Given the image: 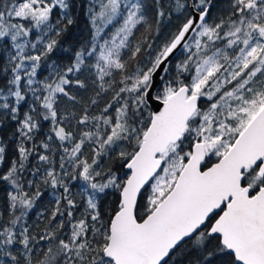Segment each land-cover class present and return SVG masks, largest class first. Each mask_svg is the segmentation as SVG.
I'll return each instance as SVG.
<instances>
[{"label": "snow or ice", "instance_id": "obj_1", "mask_svg": "<svg viewBox=\"0 0 264 264\" xmlns=\"http://www.w3.org/2000/svg\"><path fill=\"white\" fill-rule=\"evenodd\" d=\"M71 7V0H0V120L17 124L19 141L18 159L0 173V182L13 190L7 219L0 218V264H170L187 241L200 254L198 264H212L216 254L227 256V264H264V0H231L227 16L213 24L206 22L211 0H196L197 16L131 72L122 50L138 60L145 44L152 48L147 35L131 46L139 27L152 30L146 6L106 0L92 22L99 17L111 25L120 18L111 37L75 51L64 68L48 65L52 74L41 80L38 69L58 45L49 34L59 37L64 30L60 19L51 23L53 12L72 25ZM176 7L186 5L176 0ZM164 15L157 7V25ZM33 30L39 34L30 39ZM178 47L187 55L169 79ZM84 67L94 76L96 97L113 88L115 74L120 79L100 115L90 116L85 107L76 119L84 126L77 139L63 126L75 113L60 115L58 106L61 97L79 103L68 89L86 88L76 75ZM40 118L51 121L52 135L41 142L44 152L36 153L31 170L36 179L27 180L33 190L25 191L26 162L36 151L26 143L34 140ZM53 136L62 149L60 171ZM4 154L0 146V162ZM105 157L118 161L119 169L106 166ZM69 180L80 181L82 190L72 193ZM41 184L53 190V200L37 237L25 218L44 194ZM109 190L118 198L105 215L98 197ZM77 195L84 205L79 218ZM141 200L144 213L137 215ZM65 216L67 224L54 223ZM17 245L19 255L11 251Z\"/></svg>", "mask_w": 264, "mask_h": 264}, {"label": "trees", "instance_id": "obj_2", "mask_svg": "<svg viewBox=\"0 0 264 264\" xmlns=\"http://www.w3.org/2000/svg\"><path fill=\"white\" fill-rule=\"evenodd\" d=\"M106 2V0H71L72 7L69 10V15L73 19L72 25L66 24V19L63 18V14L58 15V9L54 10L51 23L55 24L58 19H60L59 27L64 29L59 37L55 36V33L52 32L49 35L52 38L58 40V45L54 52L50 54L48 58L42 61L41 67L38 69V78L43 80L49 75L52 74V70L48 67L50 64H55L58 68H64L72 62L74 52L80 50L84 47H88L95 39L96 42L103 43V40L109 39L111 35L115 32L116 27L119 25L120 18H117L111 25L108 24L103 32L99 33L96 23L93 24L92 16L96 15L100 11V5ZM146 6V18L148 22L152 25V30L150 33L145 31L144 27H139V30L135 33V38L131 40V46L135 44L147 35L149 36V43L152 44V48L149 49L145 44V51L138 57V60H131L130 53L128 49L122 50V57L124 60L128 61V71H134L135 67L139 63L140 66L147 64L151 55L155 54V50L161 47L166 43L175 33L178 28L186 21L190 16L191 11L187 0H180V3L186 5L183 9H178L176 7V0H160V5L155 4V0H140ZM196 0H193V3ZM231 0H211V11L210 14L206 17V22L213 24L219 22L221 17H226L230 11ZM157 7H161L165 15L161 19L160 24H156V13ZM39 34L38 30H33L30 39H34L35 36ZM191 43V41L189 42ZM187 53L182 50L175 59L170 63L171 72L169 74V79H173L176 75L175 65L182 62ZM76 75L79 76L81 80L86 83V88L81 89L72 85L68 90L77 97L79 103L71 104L66 98L61 97L58 113L64 115L67 112H74L75 119L69 118V120L63 122V126L66 127L68 131L74 132L79 139V134L81 129L84 126H80L76 123L81 115H83L84 108L88 107V114L90 116L100 115L102 109L105 105L112 100L114 94L113 88H118V81L120 79V74L117 73L114 76L116 83L113 88H110L107 92L101 93L99 97H96V92L99 90L92 83L94 76L90 73L87 67H84L80 73ZM73 80L75 76L71 77ZM112 79V78H106ZM190 80V76L187 77ZM107 86V85H106ZM155 94V93H154ZM96 98L98 103L96 105H91V99ZM31 100V95L27 97ZM205 101H201V106H204ZM27 110V105H24L20 112V117L22 118L23 111ZM115 105L112 109H109L108 115H114ZM145 119H147V113H145ZM17 124L11 121L9 118H4L0 120V146L5 147L4 160L0 162V173L7 171L12 161L18 159L17 144H18V134L15 129ZM51 121H44L42 118L39 119V128L33 133L34 140L27 142L26 146L31 148L33 144L36 145V151L29 157L26 162L27 170L23 173L24 180L22 181L25 191H32L27 186L28 179H36L31 176V170L37 165V155L36 153H43L44 149L40 147L42 141H46L47 137L52 135L50 132ZM52 147L56 148L54 159L56 161V169H59L60 155L62 149L57 147L59 141L52 137V140L49 141ZM65 146L71 147V144H66ZM84 156L90 158L92 153L90 147L86 146L84 148ZM52 155V153H48ZM104 159V164L106 166H111L114 170H118L120 165L119 162L109 161L106 157ZM214 161L215 158H212ZM209 162V166L210 163ZM47 167V165H45ZM68 186L70 187L72 193L76 194L82 190V184L80 181H67ZM41 191L44 193L42 197L36 202L33 209L30 211L29 215L25 218V223L30 226V229L33 234L39 235L44 234L45 225L48 223V218L50 217L52 205L49 204V201L53 200L52 191L50 188H46L43 184L40 185ZM8 191H13L9 185L6 183L0 182V218L7 219V193ZM62 191V189L60 190ZM118 198V193H113L111 190L108 191V194L102 199L98 197L100 203L101 211L107 215L115 207V201ZM76 201L78 208L75 212L77 218L80 217L81 213L84 211L83 201L80 196H76ZM144 200H141L140 207L138 209L137 215H142L144 213L143 208ZM40 213L44 215L41 216ZM61 219L67 224V217H58L54 223H58ZM63 232H68L69 228L66 226ZM46 242H41V245H44ZM20 246L17 245L16 248L11 249L13 254L19 255L20 253L16 251ZM200 254L194 250L192 247L191 241H187L182 247L178 248L170 260V264H198V256ZM212 259V264H227L228 257L223 254H216ZM23 257H21V261Z\"/></svg>", "mask_w": 264, "mask_h": 264}, {"label": "water", "instance_id": "obj_3", "mask_svg": "<svg viewBox=\"0 0 264 264\" xmlns=\"http://www.w3.org/2000/svg\"><path fill=\"white\" fill-rule=\"evenodd\" d=\"M189 4H190V9H191V14L190 16H197V13L195 11V9L192 7V0H188ZM191 35H194V33H192ZM190 42V41H189ZM183 50L182 47H178L177 50H175L170 63L175 59V57ZM157 80L159 81V77H157Z\"/></svg>", "mask_w": 264, "mask_h": 264}, {"label": "rangeland", "instance_id": "obj_4", "mask_svg": "<svg viewBox=\"0 0 264 264\" xmlns=\"http://www.w3.org/2000/svg\"><path fill=\"white\" fill-rule=\"evenodd\" d=\"M95 23H96V27L98 28L99 33L103 32L104 28L108 25L104 20L99 19V17H97V20ZM204 103H207V102H204Z\"/></svg>", "mask_w": 264, "mask_h": 264}, {"label": "bare ground", "instance_id": "obj_5", "mask_svg": "<svg viewBox=\"0 0 264 264\" xmlns=\"http://www.w3.org/2000/svg\"><path fill=\"white\" fill-rule=\"evenodd\" d=\"M188 1V0H187ZM188 4H189V2H188ZM192 4H193V0H192ZM189 7H190V4H189ZM190 11H191V9H190Z\"/></svg>", "mask_w": 264, "mask_h": 264}, {"label": "flooded vegetation", "instance_id": "obj_6", "mask_svg": "<svg viewBox=\"0 0 264 264\" xmlns=\"http://www.w3.org/2000/svg\"><path fill=\"white\" fill-rule=\"evenodd\" d=\"M205 102H207V101H205Z\"/></svg>", "mask_w": 264, "mask_h": 264}]
</instances>
